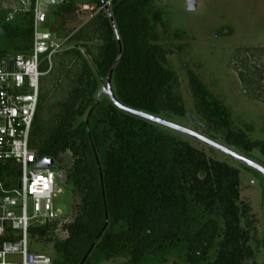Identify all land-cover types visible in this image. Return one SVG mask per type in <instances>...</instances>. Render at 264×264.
Listing matches in <instances>:
<instances>
[{"label": "trees", "instance_id": "obj_1", "mask_svg": "<svg viewBox=\"0 0 264 264\" xmlns=\"http://www.w3.org/2000/svg\"><path fill=\"white\" fill-rule=\"evenodd\" d=\"M94 1L97 7L110 1L119 41L101 9L70 35L71 48L55 54L51 65L41 62L40 72L54 82L46 91L39 86L29 141L38 158H52L65 171L79 200L71 204V221L33 227L31 236L53 243L54 264H94L89 256L82 262L90 248L108 260L126 258V264H141L145 255L164 254V260L169 252L184 264H256L251 228L241 224L251 207L240 199L239 169L99 95L114 66L111 86L121 106L158 118L186 115L180 80L168 61L172 52L160 44L164 12L153 7L156 0ZM75 8L67 0L54 13ZM0 31L12 47L0 53L28 52L32 14L0 24ZM183 35L176 31L173 38ZM231 65L245 96L264 103V45L237 47ZM187 77L194 110L210 136L221 134L249 156L254 149L264 154V141L235 131L231 111L192 69ZM60 88L64 97L50 102ZM13 171L0 164V175ZM57 229L66 237L55 239Z\"/></svg>", "mask_w": 264, "mask_h": 264}, {"label": "rangeland", "instance_id": "obj_2", "mask_svg": "<svg viewBox=\"0 0 264 264\" xmlns=\"http://www.w3.org/2000/svg\"><path fill=\"white\" fill-rule=\"evenodd\" d=\"M196 2L195 11L187 10V0H156L153 4L155 9L162 10L165 14V28H160V44L172 52L168 55V61L179 77L180 90L186 108V115L183 117L168 114L169 116L160 118L205 136L264 168V154L256 149L249 156L228 145L221 134H217L216 138L210 136L207 132V124L194 110L187 77V71L192 69L207 88L231 111L235 131L243 133L250 141H264V103L245 96L231 65V55L237 47L264 45V0H196ZM74 3L76 8L64 13L63 16L54 13V8L48 16L46 25V28L51 30L57 38L66 39L64 50L73 46L68 39L70 35L91 18L92 12L79 13V5L88 3L98 8L96 1L92 0H74ZM107 7L110 8L111 5L108 4ZM27 10L28 6H21L20 0H0V24L6 22V18L10 15L13 17L12 21L16 22L26 14ZM176 31H182L184 35L180 39L173 38ZM0 48L9 52L12 49L1 31ZM59 53L57 55L61 54ZM53 82L52 74L41 75L40 91L49 90ZM101 84L106 86V79L101 80ZM98 92L101 99L105 100V96L107 97L105 88L103 93ZM63 97L64 93L60 88L52 95L50 102L59 101ZM161 127L164 131L173 133L189 141L198 149L204 150L209 157L239 169L240 199L251 207L250 213L242 218L241 224L245 228L249 224L251 228V244L255 247L256 264H264V176L262 173L188 135ZM62 157L67 165L71 164L72 159L68 153L63 154ZM59 186L62 191L54 198L55 209L61 216L71 221L73 216L71 204L78 202L79 197L73 192V186L70 183H60ZM65 237L66 233L62 229L56 230L55 239ZM29 248L38 253L56 256L52 242L35 241L31 235ZM165 255L164 260V254L160 258L145 255L141 264H184L185 262L182 257L177 258L175 252ZM89 260L94 264H126L127 259L118 257L108 260L102 252L93 250Z\"/></svg>", "mask_w": 264, "mask_h": 264}, {"label": "built area", "instance_id": "obj_3", "mask_svg": "<svg viewBox=\"0 0 264 264\" xmlns=\"http://www.w3.org/2000/svg\"><path fill=\"white\" fill-rule=\"evenodd\" d=\"M20 3L32 14V46L24 53H0V164L14 168L11 174L0 175V264H54L55 257L29 248L30 229L69 221L54 206L66 173L55 162L49 167L37 166L44 158L37 157L29 141L43 75L40 64L47 60L51 65L54 55L64 50L66 39L57 38L46 28L48 16L60 0ZM108 4L110 1L95 8L83 3L79 13L92 12V17ZM12 20L11 15L6 18V22ZM10 57L14 59L12 66Z\"/></svg>", "mask_w": 264, "mask_h": 264}, {"label": "water", "instance_id": "obj_4", "mask_svg": "<svg viewBox=\"0 0 264 264\" xmlns=\"http://www.w3.org/2000/svg\"><path fill=\"white\" fill-rule=\"evenodd\" d=\"M61 3H65V0H60ZM197 9V2L196 0H187V10L189 11H195ZM106 12L111 20V23H112V26H113V29L115 31V35H116V38L117 40L119 41V37H118V34H117V31H116V28H115V24H114V21H113V18L111 16V13L109 11V8L107 7L106 8ZM120 45V44H119ZM120 53V51H119ZM13 57H10L9 58V61H10V66H12L13 64ZM113 69H114V66L111 68V70L109 71L108 75H107V78H106V89H105V93L107 94V96L110 98V100L112 101V103H114L117 107H119L120 109L126 111L127 113H130L132 115H135V116H138V117H141V118H144L148 121H151L153 123H156L160 126H163V127H166V128H169L175 132H178V133H181V134H185V135H188L200 142H202L203 144L217 150V151H220L221 153L241 162L242 164H244L245 166L247 167H250L252 169H255L257 170L258 172L262 173V175L264 176V168L262 166H260L259 164L255 163L254 161L234 152V151H231L230 149H228L227 147H224L218 143H216L215 141L205 137V136H202L192 130H189L187 128H183V127H180L176 124H173L169 121H166L164 119H161V118H158V117H154V116H151V115H148L146 113H143L141 111H136V110H132V109H129V108H125L123 106H121L115 99L114 97V94H113V91H112V86H111V79H112V74H113ZM54 163V160L52 158H44L42 159L38 164L37 166H40V167H49L51 166L52 164ZM64 172H63V181H65V177H64ZM91 250L92 248H90L87 253L85 254V256L83 257L82 259V262H84L86 260V258L90 255L91 253Z\"/></svg>", "mask_w": 264, "mask_h": 264}]
</instances>
